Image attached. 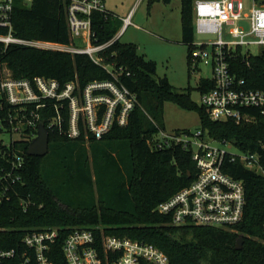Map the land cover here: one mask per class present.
Instances as JSON below:
<instances>
[{"label":"trees","instance_id":"trees-1","mask_svg":"<svg viewBox=\"0 0 264 264\" xmlns=\"http://www.w3.org/2000/svg\"><path fill=\"white\" fill-rule=\"evenodd\" d=\"M171 1L148 0V4L149 7L155 2L168 5ZM194 3L195 0H181V23L189 62L196 67L191 58L195 41ZM121 26V19L118 27L113 26L110 13H95L94 42L111 40ZM13 32L24 39L69 44L67 2L33 0L30 6L19 3L13 15ZM104 55L118 80L138 95L130 122L123 127L115 126L100 140L87 142L83 135L72 139L64 132L69 112L63 109L64 129H50L53 150L49 149L47 154H54L55 159L48 173L45 172L47 154L27 153L36 136L17 142L16 146L24 149L25 167L16 189L25 197L27 206L16 195L12 201L0 205V248H16L21 252L22 237L28 231L57 227L60 238L54 244L52 259L54 264H66L62 252L64 237L75 228L99 224L105 234L154 244L169 256L171 264H264V174L240 162L229 164L228 170L243 179L246 187L247 203L240 223L229 228L193 223L175 225L169 216L156 211V207L194 178L196 164L191 152L181 146L152 149L148 142L154 133L165 129L164 105L173 101L199 113L201 129L209 138L230 141L245 152L258 154L264 166V115L247 108L248 113L256 116L254 120L239 123L214 120L204 105L191 99L189 91H178L167 78L157 79L156 62L139 54L133 43H124L118 37L104 50ZM228 60L236 76L246 79L248 87L264 89V48L258 55H247L238 48L228 54ZM3 68L18 78L44 75L62 84L76 81L82 89L92 81L115 78L85 53L19 43L6 46L0 42V74ZM213 85L212 79L204 78L198 88L202 93ZM10 107L0 99V119ZM55 114L54 108L50 113L42 112L43 122L48 124V115ZM4 148L0 141V165L7 163ZM74 184L83 187L82 193H88L89 199L72 200L59 192ZM96 235L101 237L100 229ZM240 236L244 243L238 249Z\"/></svg>","mask_w":264,"mask_h":264},{"label":"built area","instance_id":"built-area-1","mask_svg":"<svg viewBox=\"0 0 264 264\" xmlns=\"http://www.w3.org/2000/svg\"><path fill=\"white\" fill-rule=\"evenodd\" d=\"M71 42L62 44L37 39H24L13 32V15L16 5L30 6L33 0H0V42L6 46L19 43L28 46L85 53L115 76L114 79L95 80L83 89L76 81L62 84L58 79L44 75L33 78L0 74V99L11 107L0 119V141L7 163L0 165V205L13 200L16 195L21 204L27 203L16 187L22 181L25 167L24 149L17 142L37 136L43 122L42 112L48 115L49 131L63 130L62 110L69 112L68 137L84 136L87 142L100 140L115 126H126L138 104V95L118 80L111 63L106 62L104 50L118 36L104 43H96L92 28L95 13L108 10L104 0H65ZM195 32L215 34L212 42H195L191 51L193 64L204 61L212 67L214 85L202 92V105L214 120H254L256 116L247 108L257 109L264 115V89L248 87L245 78H238L230 67L228 54L244 46L258 44L264 47V3L253 0L248 11L243 0H195ZM248 20L246 30L241 21ZM131 19L125 18V25ZM228 27V28H227ZM231 39H225L224 35ZM122 33V32H121ZM120 33V34H121ZM87 42L84 47L75 45V38ZM251 37V38H249ZM212 51H209V46ZM80 90L77 95L76 91ZM22 133V140L5 142L2 135ZM152 149H168L173 146L189 150L196 164L194 178L166 200L160 202L156 211L169 216L175 225L193 223L202 226L233 227L244 218L246 187L243 179L235 177L228 169L230 163L240 162L264 174V166L256 153L238 148L230 141L209 138L202 129L195 133L186 130L160 129L148 139ZM215 142L219 144H215ZM235 146L238 152L230 149ZM229 147V148H228ZM101 230L97 237L96 230ZM59 228H41L28 231L22 237L23 250L0 248V264H54L52 251L59 240ZM32 250V252H31ZM62 252L66 264H171L169 256L152 243L130 237L105 234L101 227L75 228L62 240ZM32 253V254H31ZM9 263V264H10Z\"/></svg>","mask_w":264,"mask_h":264},{"label":"rangeland","instance_id":"rangeland-1","mask_svg":"<svg viewBox=\"0 0 264 264\" xmlns=\"http://www.w3.org/2000/svg\"><path fill=\"white\" fill-rule=\"evenodd\" d=\"M104 1L115 28L119 26L120 19H124L128 15L131 19L130 23L118 36L120 40L124 43H133L139 54H143L147 59H152L156 62V74L154 76L157 79L167 78L178 91H189L191 99L201 104L202 93L198 86L204 78L212 77V67L204 61L200 62L197 67H194L189 62L188 46L182 40L181 0H172L168 5L163 2H155L151 7H149L148 0ZM243 1L246 5V11H248L253 4V0ZM241 24L244 25L246 30L250 29L248 20L241 21ZM224 37L225 39L232 38L227 35V32H225ZM217 38L218 36L215 34L195 32V42H212ZM74 42L75 45L81 47L87 45V42L79 37L75 38ZM208 48L211 52L212 46L210 45ZM263 48L262 45L251 44L244 46L243 50L250 55H258ZM3 73L9 74L10 71L7 68H3ZM76 94L79 95L80 90H77ZM163 124L169 132L186 129L195 133L202 127L200 115L196 110L185 109L173 101H167L164 105ZM2 138L9 143L12 139L22 140L24 135L22 133H15L14 135L5 133ZM215 144L219 143L215 142ZM49 149L53 150L51 137ZM230 149L236 152L239 151L235 146L230 147ZM47 155L45 158L46 173L52 170V161L55 159L54 154L49 153ZM83 189V187L80 188V186L74 184L73 187L69 188L65 186L59 192L67 194L72 200H87L89 199V194L87 192V194L85 192L82 193ZM88 227L96 228L102 226L98 224Z\"/></svg>","mask_w":264,"mask_h":264},{"label":"water","instance_id":"water-1","mask_svg":"<svg viewBox=\"0 0 264 264\" xmlns=\"http://www.w3.org/2000/svg\"><path fill=\"white\" fill-rule=\"evenodd\" d=\"M264 3V1L262 2ZM49 142H50V131L44 122H41L38 129L37 136L30 143L27 153L29 155L44 156L49 152ZM192 173L189 171L188 176ZM244 242L243 237H239L237 240L236 247L238 249L242 248Z\"/></svg>","mask_w":264,"mask_h":264},{"label":"crops","instance_id":"crops-1","mask_svg":"<svg viewBox=\"0 0 264 264\" xmlns=\"http://www.w3.org/2000/svg\"><path fill=\"white\" fill-rule=\"evenodd\" d=\"M129 14H130V13H129ZM128 16H129V15H128ZM128 16H126V17H128ZM126 17H124V19H121V20H122V26H121L120 30L117 32V34H116L117 36L120 35V33H121V32L125 29V27H126V25H125V18H126ZM116 35H115V36H116Z\"/></svg>","mask_w":264,"mask_h":264}]
</instances>
